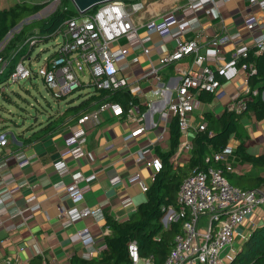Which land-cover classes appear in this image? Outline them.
<instances>
[{
    "label": "built area",
    "instance_id": "2783aa9c",
    "mask_svg": "<svg viewBox=\"0 0 264 264\" xmlns=\"http://www.w3.org/2000/svg\"><path fill=\"white\" fill-rule=\"evenodd\" d=\"M228 1L187 0L184 7L179 9L181 17L177 16L178 10H173L141 26L132 22V16L143 8L140 1L109 2L100 5L91 14H79L78 18L66 21L62 31H58L56 35L61 40L56 44L53 56L42 59L40 66L34 71L26 62H17L9 75V81L18 84L31 79L32 76L39 78L57 102L62 99L66 101L67 97L81 89H90V94L125 90L132 97L135 91L136 95L138 91L146 90L158 97L156 101L145 104L129 101L126 109L118 102H101L95 109L68 126L71 136L65 141V146L69 154H73L84 144L87 130L96 127L102 121L104 113L117 119H124L130 124L131 128L125 139L142 136L149 130L157 129L160 123L162 128L156 141H161L173 118L177 119L181 138L187 136L190 131L194 133L203 131L206 127L204 116L210 105L201 101L199 97L202 93L212 95L213 101L222 97L221 82L216 75L221 76L224 69L220 65L212 68L209 64L222 58L221 50L218 40L213 39L209 41L204 53H200L199 32L191 28L190 20L185 21V18L192 15L190 17L193 20L194 14L198 12H204L206 15L212 10L218 12L220 6ZM248 4L264 12V0H248ZM243 27L249 37L246 42L238 35L224 36V39L232 41L234 45L231 54L233 66L246 59L250 51L255 55L264 52V14L260 17L248 15L243 21ZM140 31L145 35V39L153 34L158 35V44L144 46V37H141ZM190 31L194 32V38H184ZM120 39H125L126 46L120 47L117 44ZM166 44L172 45L171 51L160 57L157 65L148 63L149 68L130 82L129 78L133 74L131 66L139 63L140 56H148L151 51H159V48ZM186 56L191 57L194 69L181 71L177 79L172 78V81L169 80L167 83L161 82L160 67ZM7 67V62L0 58V75L5 73ZM237 69L245 75L244 88L241 93L230 99L225 110L241 113L245 111L247 94L251 93L253 97L257 95V91H250L247 80L255 73L252 64L241 63ZM10 135L11 133L6 130L0 131V147L8 144ZM190 143L191 141L186 138L181 142L170 159L174 166L185 161L184 155L189 153ZM145 150L146 147L135 150V161L151 170L152 181L154 175L162 169V162L156 154L147 157ZM232 152V147L226 145L212 157V162L219 166L198 170L182 181L176 195V210H172L174 213L171 216H169L171 211L168 212L166 217L168 223L180 221L181 230L175 234L172 248L163 264H224L221 255L231 247L235 229L257 209L264 208V186L254 190H243L231 185L226 179L225 174L235 172V169L226 162ZM13 158L20 169L29 165V158L22 151L14 153ZM52 167L55 172L70 178L68 184L60 181L56 186L62 187L69 200L82 201L88 192V177L83 176L78 170H68L62 159L53 162ZM134 180L141 193L145 194L149 186L145 185L138 175L134 176ZM11 181V177H5L2 184L7 185ZM81 183L85 184L81 186ZM17 189L18 186L9 187L8 198H11ZM3 200L0 195V203ZM129 201L130 199L126 198L121 203ZM38 208V205H35L28 210L34 212ZM15 216H21V212L17 211L9 218ZM203 217H207V224L200 229L199 221ZM58 218L62 221L63 227H68L83 219L98 222L103 220L104 216L100 209L73 206L60 207ZM3 224L0 220V227ZM109 234V229L104 227L101 232L104 239L101 249L105 248V237ZM70 241L90 248L95 245L87 227L72 234ZM126 250L130 264H156L152 254L147 257L139 256L135 240L128 242ZM91 257L92 250H87L83 254L86 260Z\"/></svg>",
    "mask_w": 264,
    "mask_h": 264
},
{
    "label": "crops",
    "instance_id": "0c3cea01",
    "mask_svg": "<svg viewBox=\"0 0 264 264\" xmlns=\"http://www.w3.org/2000/svg\"><path fill=\"white\" fill-rule=\"evenodd\" d=\"M22 1L34 2L32 0ZM136 1L143 4V8L132 16V22L137 26L149 20L158 19L173 10H178L177 16L181 17L179 9L183 8L187 2V0ZM251 14L260 17L264 12L256 7H250L248 0H229L220 6L218 12L212 10L209 15L198 12L194 14L195 19L193 20L190 17L192 15L185 18V21L190 20V27L194 28L197 33L199 32L200 53H204L209 41L213 39H217L220 44L222 58L209 64L212 68L220 65L224 69L221 73L222 97L211 102L201 100L210 105L206 114L219 116L230 99L241 93L244 88V73L231 64L234 45L232 41L224 39V36L238 35L242 41L246 42L249 37L243 27V21ZM140 33L141 37H144V46L158 44V35L153 34L145 39V35L141 31ZM194 35V32L190 31L185 34L184 38L192 39ZM117 44L124 47L127 42L125 39H120ZM159 49V51H151L148 56H140L139 63L135 64V71L132 70L130 82L135 76L149 68L148 63L157 65L159 58L171 51L172 45L166 44ZM188 69H194V66L191 63V57L186 56L179 61L160 67L159 79L167 83L169 80L172 81V78L177 79L181 71ZM135 92L134 97L142 104L156 101L158 98L150 91H138L136 95ZM260 99L264 102V90L260 93ZM95 108L96 106L93 109ZM39 123H37V128L32 126V130H27L28 134H21L19 138L11 134L8 137V144L0 147V195L4 199L0 203V220L4 223L0 227V264H30L31 260L37 257L42 259V264H70L75 259H84L83 254L87 250H92L91 259L97 260L102 256L101 247L104 239L101 232L106 227L105 219L98 222L83 219L68 227H63L62 221L58 218L59 208L76 206L100 209L102 213L104 212L117 221L126 220L145 198L134 176L138 175L147 186L150 185L152 176L150 169L135 161V150L146 147L147 157L155 154V149L166 151L168 134L166 132L163 140L156 141L161 129L159 123L157 130H149L135 139H125L131 128L130 124L124 119H117L104 113L102 121L96 127L88 130L85 127L87 134L84 144L80 145L73 154H69L65 146V141L71 136L68 127L53 133L48 131V134L44 135L43 132L36 133L40 127ZM2 125L0 124V127ZM241 126L242 131L232 135L227 143L232 147L233 152L226 162L235 169L232 174L262 177L264 170H258L246 162H240L234 151L237 146L241 145L248 155L259 156L264 153V111L247 112L241 119ZM5 130L9 132L8 128ZM193 135L194 132L190 131L184 137L191 141ZM18 151H22L29 158V165L22 169L17 167L13 158L14 153ZM186 157L184 155V160ZM58 159L65 161L68 170H78L83 176L88 177V192L82 201L69 200L62 187L56 186L60 181L64 184L70 181L69 176L60 175L54 171L52 163ZM5 177L12 179L7 185L2 184ZM12 186H18V189L11 195V198H8L7 190ZM126 198L130 201L125 204L121 203ZM35 205H38V210L30 212L28 209ZM17 211L21 212V216L9 218ZM173 213L174 211L170 212L169 216ZM168 221L167 218L164 220L166 226ZM202 223L203 226L206 224L205 221ZM263 225L264 208H260L235 229L231 247L221 255L222 262L229 264L231 257L240 251L243 239L254 228ZM84 227L88 228L95 242L92 248L70 241V236Z\"/></svg>",
    "mask_w": 264,
    "mask_h": 264
},
{
    "label": "trees",
    "instance_id": "16d2710c",
    "mask_svg": "<svg viewBox=\"0 0 264 264\" xmlns=\"http://www.w3.org/2000/svg\"><path fill=\"white\" fill-rule=\"evenodd\" d=\"M61 2V8L56 9L48 17L24 23L12 35L7 46L0 52V58L8 65L4 77L0 75V84L9 78L19 54L16 61L24 63L30 61V54L34 47L55 39L58 31L64 28L66 21L79 17L72 6L68 7V0H61ZM44 7L45 4L42 3L21 1L7 8H0V41L11 29L36 15ZM95 11L96 8L84 15ZM24 45L29 46L26 54L23 53ZM49 56L52 57L53 54ZM35 59L38 60L39 56L37 55ZM241 63L252 64L255 73L247 80L250 91H257V95L253 97L251 93L247 94L245 111L235 113L224 110L219 116L206 114L204 116L205 129L194 133L185 162L176 166L170 162V159L181 144V134L177 119H171L167 127V150L155 149L156 156L162 162V169L154 175L145 193L144 201L137 206L132 215L123 221H117L103 212L105 226L110 234L105 237L106 246L102 249L101 258L97 260L75 259L70 264H130L126 247L132 240L137 243L139 256L147 257L152 254L156 264H163L172 248L175 234L181 230V222L170 221L166 227H163L161 219L169 209L176 210V195L182 181L198 170L209 166H219L212 162V157L227 145L232 135L242 131L243 116L249 111L255 113L264 111V102L260 99V93L264 90V52L255 55L253 51H250L246 59L238 62L236 67L238 68ZM216 78L219 82L223 81L220 75H216ZM199 98L205 102L212 101V95L208 93H202ZM103 101L118 102L126 109L129 101L136 103L138 100L125 90L93 93L91 96L90 93L84 96L79 95L76 100L68 101V106L63 113L57 116L49 115L45 124L39 123L37 133L43 132L45 135L48 131L53 133L66 128ZM62 116L64 117L61 118ZM6 128L2 125L0 131ZM31 128L32 126H29L28 130H32ZM234 154L240 162H246L258 170H264V153L251 156L239 145ZM225 177L231 185L243 190H254L264 186V176L227 173ZM30 264H42V259L34 258ZM229 264H264V225L250 232L243 240L240 251L231 257Z\"/></svg>",
    "mask_w": 264,
    "mask_h": 264
},
{
    "label": "rangeland",
    "instance_id": "374dc122",
    "mask_svg": "<svg viewBox=\"0 0 264 264\" xmlns=\"http://www.w3.org/2000/svg\"><path fill=\"white\" fill-rule=\"evenodd\" d=\"M21 1L22 0H0V8H7L8 6H10V4ZM32 1H34V3L45 4V7L36 15H34L33 18L29 20L26 19L17 27L11 29L0 41V52L7 46L12 35L16 33L24 23L32 20L44 19L62 6L61 0ZM71 6L72 5L70 3V0H68V7ZM60 40L61 39L58 36L56 39H50L46 43L38 44L31 51V60L29 61V64L28 61H26V64L32 67L34 71L35 68L40 66L42 59L53 53L56 44ZM28 51L29 46L24 45L23 53L26 54ZM37 55L39 56L38 60L35 59ZM19 56L20 54L16 57L15 62H18L16 60H18ZM135 68V65L131 66V70L135 71ZM1 77L3 78L4 74ZM90 92V89H81L72 93L69 97H67L66 101L57 102L51 97V94L45 88L41 79L39 78L32 76L31 79L23 80L18 84L10 83L8 78L4 83L0 84V124L5 125L12 135L19 138L21 134H28L29 131L27 130L29 126H34L35 128H37V123L46 122L49 115L57 116L59 113H63L68 106V101L73 99L76 100L79 95L84 96L89 94ZM63 117L64 116H62L61 118ZM183 140L184 138L181 139V142H183ZM180 161L182 162V160ZM204 221L207 224V217H203L200 219V229H203L206 226V224L204 226L202 225V222ZM161 224L164 227L165 222L161 221Z\"/></svg>",
    "mask_w": 264,
    "mask_h": 264
},
{
    "label": "water",
    "instance_id": "95a60500",
    "mask_svg": "<svg viewBox=\"0 0 264 264\" xmlns=\"http://www.w3.org/2000/svg\"><path fill=\"white\" fill-rule=\"evenodd\" d=\"M130 1H135V0H70V3L73 6L77 14L83 15L87 13L88 11L97 8L98 6L109 3V2H130ZM31 18H33V16ZM31 18H28L27 20ZM170 211L172 212V209L168 210L165 213V215L161 219L162 222L166 219L168 212Z\"/></svg>",
    "mask_w": 264,
    "mask_h": 264
}]
</instances>
